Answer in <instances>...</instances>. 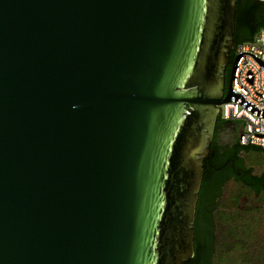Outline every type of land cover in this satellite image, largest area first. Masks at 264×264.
<instances>
[{"label":"water","instance_id":"95a60500","mask_svg":"<svg viewBox=\"0 0 264 264\" xmlns=\"http://www.w3.org/2000/svg\"><path fill=\"white\" fill-rule=\"evenodd\" d=\"M236 0H0V264H185Z\"/></svg>","mask_w":264,"mask_h":264},{"label":"trees","instance_id":"16d2710c","mask_svg":"<svg viewBox=\"0 0 264 264\" xmlns=\"http://www.w3.org/2000/svg\"><path fill=\"white\" fill-rule=\"evenodd\" d=\"M234 49L232 57L235 58V50L241 44L254 40L258 31L264 27V2L260 0H236ZM234 127L237 131L235 146L225 150L219 142L220 132L225 127ZM238 122L226 121L221 114L218 117L215 135L211 144L214 155L204 160L205 173L197 209L211 206L214 200L221 195L222 186L229 180L243 184L255 194H264V175H256L252 168H248L243 159L246 154H264V149L258 147H244L238 141ZM228 165V166H227ZM232 165L235 168H232ZM200 211V210H199ZM200 212H196L195 225V256L185 264H213L214 239L211 225V211L207 215V224L200 225Z\"/></svg>","mask_w":264,"mask_h":264},{"label":"rangeland","instance_id":"374dc122","mask_svg":"<svg viewBox=\"0 0 264 264\" xmlns=\"http://www.w3.org/2000/svg\"><path fill=\"white\" fill-rule=\"evenodd\" d=\"M236 137L234 127H225L220 132L218 142L226 145L235 141ZM243 159L256 175H264V154H246ZM236 200L239 204L247 203L240 208ZM219 204L215 214L219 230L218 249L213 264H264V194L256 196L241 185L230 182L225 186ZM236 230V234H241L237 239L240 244L234 246Z\"/></svg>","mask_w":264,"mask_h":264},{"label":"built area","instance_id":"2783aa9c","mask_svg":"<svg viewBox=\"0 0 264 264\" xmlns=\"http://www.w3.org/2000/svg\"><path fill=\"white\" fill-rule=\"evenodd\" d=\"M244 52L251 53L264 62V27L252 42L236 48L235 58ZM232 89L242 94L257 109L264 110V69L250 54H243L238 58L232 77ZM219 109L224 120L239 123L238 141L241 146L264 149V118L237 102L225 103Z\"/></svg>","mask_w":264,"mask_h":264},{"label":"flooded vegetation","instance_id":"af4514ba","mask_svg":"<svg viewBox=\"0 0 264 264\" xmlns=\"http://www.w3.org/2000/svg\"><path fill=\"white\" fill-rule=\"evenodd\" d=\"M234 57H232V52H231V54H230V63L228 64V66H227V68H226V72H225V79H226V81H225V92H227L228 91V89H229V85H230V77H231V70H232V65H233V62H234ZM223 148H225V150H229V149H233L234 148V146H235V141L233 140L231 143H229V144H224V145H221ZM215 154V153H214ZM228 166V165H227ZM232 168H235L233 165H232ZM230 182H234V183H236V184H239V185H241L242 186V188H244L245 190H247V191H249V192H251V193H253V194H255L253 191H251L250 189H248V188H246L243 184H241V183H238V182H236L234 179H232V180H229V181H227L223 186H222V192H221V195H218V197L214 200V202L212 203V205L211 206H209V205H207V206H205L206 208H200L199 209V207H198V209H197V211H198V213L200 212V214H199V218H200V225L201 224H203L204 226H206V224H207V215H208V213H210V211H211V220H212V222H211V225H212V227H213V239H214V242H213V245H214V257H215V254L217 253V240H218V229H217V227H216V221H215V214H216V212H217V210L219 209V203H220V200L222 199V196H223V193H224V188H225V186L227 185V184H229ZM256 196H260V195H262V194H255ZM237 202H238V207H240V208H243L244 207V205H246V203L247 202H245V204H239V201L238 200H236ZM234 202V201H233ZM237 202L235 203V206H237ZM200 210V211H199ZM235 213H237V212H235ZM237 214H239V213H237ZM236 214V215H237ZM195 225H196V221H195ZM237 233V230H236V232L234 233V236H235V238H233V240H234V242H233V245L234 246H236V245H238V243L240 244V241H238L237 239L239 238V234H236ZM241 235V234H240ZM214 257H213V259H214Z\"/></svg>","mask_w":264,"mask_h":264}]
</instances>
